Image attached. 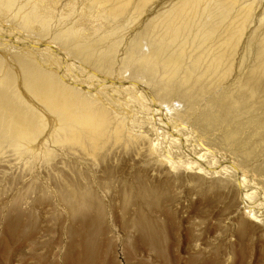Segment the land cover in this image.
I'll use <instances>...</instances> for the list:
<instances>
[{"label": "bare ground", "instance_id": "bare-ground-1", "mask_svg": "<svg viewBox=\"0 0 264 264\" xmlns=\"http://www.w3.org/2000/svg\"><path fill=\"white\" fill-rule=\"evenodd\" d=\"M33 1L52 10L66 2L69 18L53 21ZM83 1L0 0L2 261L30 243L35 264H112L101 257L113 240L99 193L114 170L134 178L139 165L147 178L164 177L129 189L147 211L190 175L245 198L264 194V0ZM79 4L85 10L70 18ZM85 16L95 30L77 29ZM209 146L227 169L208 165ZM8 181L21 185L18 196L13 187L7 196ZM47 205L56 235L43 256L33 210ZM245 209L264 229L260 210ZM247 225L240 220L239 231ZM123 226L136 233L132 250L163 256V231L141 211Z\"/></svg>", "mask_w": 264, "mask_h": 264}, {"label": "rangeland", "instance_id": "rangeland-1", "mask_svg": "<svg viewBox=\"0 0 264 264\" xmlns=\"http://www.w3.org/2000/svg\"><path fill=\"white\" fill-rule=\"evenodd\" d=\"M17 1L23 3V0ZM38 2L40 5V12H47L48 9H50V2L48 1L46 4L45 2L40 3V1H33L29 2L28 5L32 8L35 5L37 6ZM83 3L88 4L89 1L84 0ZM58 4L55 5L58 9H50L53 12L51 19L54 21V19L58 18L56 15H60L64 19L69 18L68 7L70 6H67L66 2ZM84 4L74 6V11H72L70 18L79 17L85 10ZM85 18V20L76 23L77 29L83 33L84 31L95 30L96 23L91 24L87 16H85ZM67 22H69V19H67ZM101 23L104 22L102 21ZM169 111L164 108L161 111L162 115L159 113L155 115L159 120L158 122H160L159 125H161L157 127H160L161 130L164 129L162 118H165V112L166 115L170 114L171 112ZM165 131L169 133L167 129H165ZM202 140L204 141V139ZM41 149L42 148H40V150ZM209 149L215 153L212 158L208 157V165H219L221 169H227V166L229 167L227 162H230V160L225 158L224 161L226 162H221L219 150L212 146H209ZM189 161L192 164L195 162L192 159ZM212 161L215 164H212ZM10 163L14 165V168L20 165V162L17 163L16 160ZM139 167L140 166L137 165V174L134 178H126V176L124 178V175L119 170H114L111 176L103 179L105 180L103 182L105 183V190L107 191L99 193V195H101L100 198L103 199L102 202L105 208L104 212H102L101 223L107 228L108 239L111 237L113 240L110 241V246L105 252H100L104 261L109 260L112 264H264V229L261 224L254 222L249 217L246 218L247 214L245 213L247 211L245 208L251 207V209H255L256 211L260 210L259 212L264 215L263 193L254 194L245 198L243 197L244 193H238V191L235 190L228 191L222 187H212V185H210L211 183L208 184L206 181H203L205 179H203L202 174L197 176L190 175V180L188 176L180 182L181 184L175 183L176 187L173 186L168 191L167 195L163 197L159 209L147 211L137 207L129 191L132 185H136L138 181L142 180V176L147 178ZM252 175L253 172L249 170L245 175V179L250 183L253 182V184H256L258 182V177ZM231 178L233 181H236V179H240L241 177L240 175L233 174ZM147 179L150 182L148 184H156L157 186H161L165 181L162 176H149ZM15 180L18 181V179ZM214 180L216 179H213V181ZM18 182L17 184L14 183L15 187L14 185L10 186L12 183L11 181H8L6 185L2 184L4 190L7 189V196L11 195V191L14 193V190L15 196L19 195L21 185H19ZM43 182H46V176H44ZM178 184H180V186ZM260 185H258V187ZM170 186L166 189H169ZM166 189L164 191H166ZM2 197L3 194H1L0 198ZM39 198L43 199L44 197L41 195ZM42 207L41 209L35 208V210H33L34 216L39 220L37 221V231H39V234H37L38 239H36L34 244L39 245L37 246V254L45 256L46 251L42 244L44 241L52 244L53 237L56 235L54 233L55 226L50 218L51 212L53 213V211H56V208L54 205ZM139 211H141L149 221L161 227L163 231V240L160 247L164 252L162 257L156 256L149 247H142L143 245L139 246L138 249L132 250L131 246L133 245L136 233L131 229H125L123 224H126L127 221H132ZM240 220L248 224L243 231H239ZM29 246L30 243H28L26 247H23V252H20V255L18 254V256L13 257V259L7 258L4 261L0 260V264H22L26 261L30 264H35V260L32 259L31 255L26 253L29 252ZM126 249H129L128 252L131 251L129 253V259L126 258ZM23 253L26 254V256L23 257ZM49 260L52 261V264H59L56 259Z\"/></svg>", "mask_w": 264, "mask_h": 264}]
</instances>
